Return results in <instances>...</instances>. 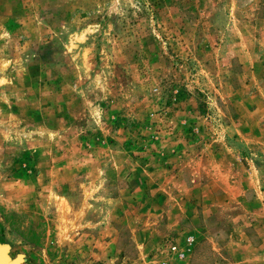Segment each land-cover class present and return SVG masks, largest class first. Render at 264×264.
I'll return each instance as SVG.
<instances>
[{"label":"rangeland","instance_id":"374dc122","mask_svg":"<svg viewBox=\"0 0 264 264\" xmlns=\"http://www.w3.org/2000/svg\"><path fill=\"white\" fill-rule=\"evenodd\" d=\"M252 161L264 162V0H0L9 260L135 264L198 226L223 242L214 213L241 223L257 203L221 186ZM215 256L203 238L189 264Z\"/></svg>","mask_w":264,"mask_h":264},{"label":"crops","instance_id":"0c3cea01","mask_svg":"<svg viewBox=\"0 0 264 264\" xmlns=\"http://www.w3.org/2000/svg\"><path fill=\"white\" fill-rule=\"evenodd\" d=\"M252 164L251 176L230 177V175H226V184L221 186L227 198H232L235 195L233 191H230L231 188L238 190L239 193L249 188L252 189L257 208L250 207L247 209L245 216L248 213L250 220L248 221L246 217L241 223L238 218L226 220L222 215L227 213L215 212V219L221 223L229 221L231 230L227 239L220 243L210 238L209 231L205 227L198 226L177 232L178 236L175 240L179 248L184 251L185 258L180 261L174 259L171 264H189L193 246L203 238L210 243L211 249L216 252L222 250L225 254V256H221V260L215 256L211 264H264V162L252 161ZM258 215H263V217H258ZM249 226L254 233L253 236L249 233ZM187 238L189 242H186ZM157 255L154 252L152 256L148 257L144 252L138 251L132 262L135 264H152L154 260L160 261L162 256Z\"/></svg>","mask_w":264,"mask_h":264},{"label":"built area","instance_id":"2783aa9c","mask_svg":"<svg viewBox=\"0 0 264 264\" xmlns=\"http://www.w3.org/2000/svg\"><path fill=\"white\" fill-rule=\"evenodd\" d=\"M186 242H189V239H186ZM166 253L165 256H162L160 259L161 261L159 264H169V259H175V260H183L185 258L184 251L179 248V245L177 241H171L167 244ZM167 255V256H166Z\"/></svg>","mask_w":264,"mask_h":264},{"label":"water","instance_id":"95a60500","mask_svg":"<svg viewBox=\"0 0 264 264\" xmlns=\"http://www.w3.org/2000/svg\"><path fill=\"white\" fill-rule=\"evenodd\" d=\"M0 264H23V263H21V260L18 257L9 260L5 253V249L3 247H0Z\"/></svg>","mask_w":264,"mask_h":264}]
</instances>
